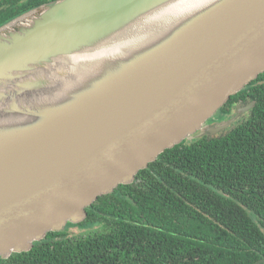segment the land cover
I'll return each instance as SVG.
<instances>
[{
	"label": "water",
	"instance_id": "95a60500",
	"mask_svg": "<svg viewBox=\"0 0 264 264\" xmlns=\"http://www.w3.org/2000/svg\"><path fill=\"white\" fill-rule=\"evenodd\" d=\"M263 72L264 0H52L2 25L0 258L226 130L209 120Z\"/></svg>",
	"mask_w": 264,
	"mask_h": 264
},
{
	"label": "trees",
	"instance_id": "16d2710c",
	"mask_svg": "<svg viewBox=\"0 0 264 264\" xmlns=\"http://www.w3.org/2000/svg\"><path fill=\"white\" fill-rule=\"evenodd\" d=\"M240 99L254 102L251 113L226 133L167 149L132 183L89 206L78 227L93 231L65 238L77 225L69 223L0 264H253L264 258V72L230 97L221 118Z\"/></svg>",
	"mask_w": 264,
	"mask_h": 264
},
{
	"label": "flooded vegetation",
	"instance_id": "af4514ba",
	"mask_svg": "<svg viewBox=\"0 0 264 264\" xmlns=\"http://www.w3.org/2000/svg\"><path fill=\"white\" fill-rule=\"evenodd\" d=\"M49 1H52V0H0V27L2 25H4V24L8 23L9 21L15 19L16 17L22 15L23 13L31 10L32 7H34V6L36 7V5L38 6L39 3L43 4V3H46V2H49ZM27 8H29V9H27ZM249 104H252V106H253L254 102H252L250 100L245 101L244 99H240L238 102H236L234 104L231 112L227 115V117L228 118H232L236 114L237 116L239 115L238 119H240V118H242L244 116H247V114L249 112L251 113V110H252L251 109L252 106L250 108H246V106H248ZM241 105H243L245 107V108L244 107L243 108L246 109V111H244V113H242V111L239 108ZM215 117H217V116H215ZM214 118H212V119H214ZM217 121L218 120H212L211 123L212 122L214 123V122H217ZM224 133H226V132H224ZM81 223H76L77 225H70V227H68L67 230H66L65 238L76 237L75 228L80 229L77 226L79 224H81ZM99 226L100 225H97L94 228H97ZM65 228L63 230H65ZM92 231H93V229H92Z\"/></svg>",
	"mask_w": 264,
	"mask_h": 264
},
{
	"label": "rangeland",
	"instance_id": "374dc122",
	"mask_svg": "<svg viewBox=\"0 0 264 264\" xmlns=\"http://www.w3.org/2000/svg\"><path fill=\"white\" fill-rule=\"evenodd\" d=\"M224 107V106H223ZM240 110L242 111V113H244V111H246V109H244V108H242V107H240ZM222 112H224L223 110L221 111V112H218L215 116H217V117H215L214 119H210L209 121H210V123H211V121L212 120H218L217 122H220V123H226L227 121H231V120H233L232 122H231V124H234L236 121H237V119L239 118V115L237 116L236 114H235V116L234 117H232V118H227L226 119V116L224 117V118H221V116H223V113ZM243 115V114H242ZM221 118V119H220ZM213 123V122H212ZM214 123H216V122H214ZM199 132V131H198ZM225 132V130H223V131H221L220 133H218V134H220V135H222L223 133ZM217 134V133H216ZM78 227V226H77ZM78 228H80V227H78ZM75 230H76V232H75V235L76 236H78V235H85V234H87V233H89V231H91V228H80V229H77V228H75Z\"/></svg>",
	"mask_w": 264,
	"mask_h": 264
}]
</instances>
